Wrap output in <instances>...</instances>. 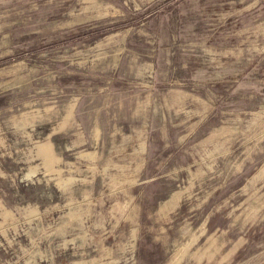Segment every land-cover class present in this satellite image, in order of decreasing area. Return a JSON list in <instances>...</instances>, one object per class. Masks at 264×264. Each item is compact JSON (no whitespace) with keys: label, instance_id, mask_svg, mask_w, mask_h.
<instances>
[{"label":"rangeland","instance_id":"rangeland-1","mask_svg":"<svg viewBox=\"0 0 264 264\" xmlns=\"http://www.w3.org/2000/svg\"><path fill=\"white\" fill-rule=\"evenodd\" d=\"M0 264H264V0H0Z\"/></svg>","mask_w":264,"mask_h":264}]
</instances>
